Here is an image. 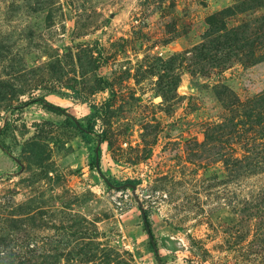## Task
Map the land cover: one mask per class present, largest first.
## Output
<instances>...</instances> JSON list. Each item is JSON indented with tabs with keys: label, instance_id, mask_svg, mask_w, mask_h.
<instances>
[{
	"label": "rangeland",
	"instance_id": "rangeland-1",
	"mask_svg": "<svg viewBox=\"0 0 264 264\" xmlns=\"http://www.w3.org/2000/svg\"><path fill=\"white\" fill-rule=\"evenodd\" d=\"M0 264H264V0H0Z\"/></svg>",
	"mask_w": 264,
	"mask_h": 264
},
{
	"label": "trees",
	"instance_id": "trees-1",
	"mask_svg": "<svg viewBox=\"0 0 264 264\" xmlns=\"http://www.w3.org/2000/svg\"><path fill=\"white\" fill-rule=\"evenodd\" d=\"M45 104L46 107H48L50 110L52 111H57V112H63V110L61 108H59L58 106H54L52 104H49V103H46V102H43ZM72 124L74 126H76V128L80 131L81 134L83 135H91L93 132H94V126L91 124L87 127H83L82 125H80L76 120H74L72 122ZM97 137V141L100 143V142H103V138L101 135L97 134L96 135ZM100 153H101V149H100V146H99V149H98V154H99V157H100ZM94 161V164H95V167H96V152H95V155H94V159L92 160ZM97 168V167H96ZM108 186L110 187H118V186H122V185H125L127 184V182H120V181H111V180H107L106 181ZM137 182H130L129 184L131 185H136ZM142 219H143V226H144V229L145 231L148 233L149 235V238H150V241H151V244L153 245V247L155 246V243L153 241V235H152V231H151V222H150V219H149V216H148V213L143 211L142 212Z\"/></svg>",
	"mask_w": 264,
	"mask_h": 264
},
{
	"label": "water",
	"instance_id": "water-1",
	"mask_svg": "<svg viewBox=\"0 0 264 264\" xmlns=\"http://www.w3.org/2000/svg\"><path fill=\"white\" fill-rule=\"evenodd\" d=\"M98 149H99V146H97L95 148V152H96V167L99 169V154H98ZM122 188H130L133 192V194H135V186L134 185H131V184H125V185H122L120 186ZM143 212V210H142Z\"/></svg>",
	"mask_w": 264,
	"mask_h": 264
}]
</instances>
